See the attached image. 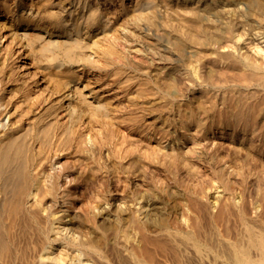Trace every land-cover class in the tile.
Here are the masks:
<instances>
[{
  "label": "bare ground",
  "instance_id": "1",
  "mask_svg": "<svg viewBox=\"0 0 264 264\" xmlns=\"http://www.w3.org/2000/svg\"><path fill=\"white\" fill-rule=\"evenodd\" d=\"M93 1L0 0V45L5 37L22 45L19 50L14 49L12 42L0 48V264H264V210L259 206L258 211L257 202H253L264 191L260 196L254 194L253 200L248 199L242 205L229 194L219 198L222 204L218 208L203 189L193 191L192 186L191 193L182 190L188 197V207L183 206L182 214L190 207L196 216L192 218L190 210L175 221L170 216L174 214L171 209L168 213L171 219L165 215L167 211L163 212L161 201H155L159 199L157 196L153 197L155 200L149 197L151 200L144 201L142 206L137 203L143 208V215L135 208L124 214V208L115 207L107 200L101 204L97 194L96 201L99 198L101 202L95 206L92 202L95 193H91V188L107 176L99 155L113 136L114 125H119L124 132L129 130L134 140L155 150L159 148L158 151H162L163 141L192 143L185 151L187 155L193 153L190 157L197 149L204 148L199 135L214 125L225 124L230 127V136L242 138L237 142L236 151L238 145L239 151L245 150L242 146L253 149L258 146L257 140L264 138V0H135L129 15L134 14L136 20V15L148 14L161 2L183 26L187 22L190 23L187 27L192 24L202 36L205 33L201 28L206 24L209 32V36L197 34L196 39L188 34L191 28L185 35L181 31L186 29H179L178 34L174 32L175 39L168 37L171 40H166L168 45L155 44L160 51L157 57L160 68L158 78L156 74L154 77L157 80L153 81L150 73L133 70L127 64L126 47L119 45L123 42L113 41V31L117 28L108 16L109 10L114 9L111 1L105 0L104 8ZM166 11L168 15L170 12ZM121 12L118 23L126 16V11ZM212 16L228 24H224L225 30H218L220 25L216 27V19L212 18L214 23L211 20L206 23ZM174 27L172 32L178 29ZM21 49H25L23 54ZM129 55L134 59V54ZM134 60L130 61L131 66H135ZM15 66L25 73L16 71ZM81 75H84L83 81ZM95 75L101 76L98 90L90 84ZM182 83L186 90L181 87ZM122 102H127L132 113L114 116L118 112L114 113L116 103ZM87 137L95 138L96 148L87 147L82 139ZM116 146L112 154L117 158L124 150ZM260 146L263 152L257 147L254 150L263 154L264 142ZM244 150L241 149L248 151ZM173 151L185 154L182 147ZM158 155L154 153L153 158ZM131 156L134 158L135 154ZM255 156L253 159H258ZM65 159L69 161L63 162ZM164 159L170 163V158ZM252 161L253 166L255 160ZM151 162L145 164L144 159L141 168L157 171L155 166L149 169L150 164L157 166L156 161V164ZM80 165L86 169L82 170ZM246 167L245 164L243 169ZM175 168L172 169L177 171ZM216 168L212 169L221 187L232 193L231 175L224 179L226 173L222 167ZM238 170L231 172L238 176ZM181 179L182 182L184 178ZM257 179L262 182V178ZM163 185L161 188L167 189ZM161 192L159 195H164L165 191ZM180 195L183 197L182 192ZM260 200L264 206V194Z\"/></svg>",
  "mask_w": 264,
  "mask_h": 264
},
{
  "label": "rangeland",
  "instance_id": "2",
  "mask_svg": "<svg viewBox=\"0 0 264 264\" xmlns=\"http://www.w3.org/2000/svg\"><path fill=\"white\" fill-rule=\"evenodd\" d=\"M93 1V0H92ZM109 1H111V4H112V6H114V9H112V10H109V12H107V13H109L108 14V16L111 18V19H113L114 20V22H115V27L117 28H115L116 29V31H113V32H115V33H118L119 32V34H115L114 33V36H113V41H115V39H116V44L118 43L119 44V42L117 41V39L119 40V41H121V42H123V44L121 43V44H119L120 45V47H122V45H123V47H124V49H125V47H126V49H125V51L128 49V51H124V49L122 48V50L124 51V53H125V56H126V54H127V58L129 59L128 61H127V58H126V61H127V64L130 66V67H132L133 68V70H137V72H140V73H145V74H147V73H150V75H152V77L150 76V75H145V76H147L148 78H149V76H150V78H152L151 80L153 81L154 79L155 80H157V78H158V75H157V72H158V69L160 68V66L157 64V61H158V58L157 57H159L158 55V53L160 52L158 49H159V47H156V45H158V44H164V45H168L169 43H166V40H167V42H171V40H169L168 41V37H170V38H174L173 36L174 35H177L178 34V32H180V30L181 29H186V31H181L184 35H185V33H187V31H189V29H190V32L188 33L189 35H191V37L192 36H195V38L196 39H198V36L200 35L198 32L196 33V31L197 30H195L193 27H192V24H191V27H187L186 25H189L190 23H186V21H184L183 20V22H185L186 23V25L185 26H183V24H182V21H181V23H180V21L178 20V19H176V18H178V17H176V16H174L169 10H168V8H167V11H169V12H167L166 11V9L164 8L165 6L164 5H160L161 4V2H157L158 4H157V8L159 7V5L161 6V9L163 10V11H161V9L159 10V8L157 9L156 7V9L154 10V9H152V10H154V11H152L151 9L149 10V13L146 11V13H148V14H150L151 16L153 15V13L154 14H156V13H158V11H160V13H162V14H160V13H158V14H156V15H153L152 17H149V15L148 14H143V15H136V17H137V20L135 19V15L134 14H132V15H134L133 16V18H132V15H129V14H131V12H132V7H133V5H134V1L135 0H109ZM33 2L34 1H30L29 3L30 4H33ZM94 2V1H93ZM123 2V3H122ZM28 3V4H29ZM97 6H99V7H103V3H105V0L103 1V0H95V2H94ZM162 4H164V3H162ZM121 5V6H120ZM164 6V7H163ZM26 7V6H25ZM105 7V6H104ZM103 7V8H104ZM158 10V11H157ZM121 11H126L125 12V15L127 16H125L124 17V21H122V22H120V23H118V18H120V16H121V14H122V12ZM165 11L167 12V13H169L168 15L165 13ZM119 12V13H118ZM145 13V12H144ZM152 13V14H151ZM166 14V15H165ZM159 15V16H158ZM172 15V16H171ZM129 16V17H128ZM142 16H145V17H143L142 18ZM155 16V17H154ZM162 16V17H161ZM170 16H171V18H170ZM154 17V18H153ZM165 17V18H164ZM167 17V18H166ZM213 17H215V16H212L211 17V19H208V20H206L207 22L206 23H210L211 21H212V23H214L213 22V19H214V21H215V19H216V21L215 22H217V24H216V27L218 26V25H220V26H218L217 28H218V30H220L221 28L223 29V27H227L226 25H228V24H226L225 22L223 23V21H222V19H221V22H220V19H218L219 20V22H218V20H217V18L218 17H216V18H213ZM1 18V17H0ZM139 18V19H138ZM151 18V19H150ZM152 18H153V20H152ZM163 18V19H162ZM169 18V19H168ZM213 18V19H212ZM147 19V20H146ZM157 21H156V20ZM162 21H161V20ZM164 19H167V21L166 20H164ZM170 19H172V21H175V22H172V21H170ZM175 19V20H174ZM168 20H169V22H168ZM209 20H211V21H209ZM151 22V24H150V22ZM156 21V22H155ZM164 21V22H163ZM153 22H155L154 24H152ZM157 23V24H156ZM162 25H161V24ZM164 23V24H163ZM167 23H169V26L170 25H172L171 27L173 28L174 27V25H175V27H174V29H177V30H175V31H173L172 32V28L170 29L169 28V26H168V24ZM180 25H178V24ZM220 23V24H219ZM223 23V24H222ZM224 24H226V25H224ZM165 25H167V26H165ZM177 25H178V27H177ZM215 25V24H214ZM204 26V27H203ZM203 26H202V31H203V33H205L206 35H208L209 36V32H208V30H206L207 29V26H206V24H203ZM161 27H163V28H161ZM166 27V28H165ZM185 27H187V28H185ZM168 28V29H167ZM163 29V30H162ZM180 29V30H179ZM193 29V30H192ZM205 29V30H204ZM167 30H170V31H168V32H165V31H167ZM179 30V31H178ZM223 30H225V29H223ZM176 31H178V32H176ZM206 31L208 32V34L206 33ZM164 32V33H163ZM173 33V34H170V33ZM177 33V34H175V33ZM185 32V33H184ZM191 32H194L193 34H191ZM197 34H198V36H197ZM205 34H202V36L201 37H203V35H205ZM117 37H119V38H117ZM197 36V37H196ZM167 37V39H165ZM201 37H199V38H201ZM6 38V39H5ZM4 38V40H2L3 42H2V45H0V48H2L3 49V47H5V46H7L8 45V43L10 44L11 42H12V46H14V49L16 48V50L18 49H20V46H22V45H20V44H18V45H16L17 44V41L18 40H15L14 42L13 41H11L12 39H8L7 37H5ZM193 38V37H192ZM194 38V39H195ZM3 39V38H2ZM175 39V38H174ZM213 39V38H212ZM210 40L209 39V41H213V40ZM10 40V41H9ZM208 40V39H207ZM164 41V42H163ZM172 42H173V40H172ZM125 44V45H124ZM156 44V45H155ZM171 44V43H170ZM119 45H118V47H119ZM169 46H171V45H169ZM119 47V48H120ZM121 49V48H120ZM25 52V49H21V53L23 54ZM17 53H18V51H17ZM130 55H132V54H134L133 55V57H134V59L135 58H139L138 56H140V60L142 61H140L139 59V61L137 60V59H133L132 58V56H130ZM132 53V54H131ZM136 54V55H135ZM128 55L131 57H128ZM17 56H18V54H17ZM144 56V57H143ZM142 58H145V59H142ZM131 59V60H130ZM157 59V60H156ZM134 60V64H135V66H131L130 65V61H133ZM143 60H145V61H147V62H145V63H143L144 61ZM137 61V62H136ZM136 62V63H135ZM140 63L142 64V65H140ZM178 63H181V62H177L176 64H178ZM137 64V65H136ZM132 65H133V63H132ZM178 65H180V64H178ZM137 66V67H136ZM135 67V68H134ZM18 70V72H20V73H22V74H24L25 73V70L23 69H21V71L18 69V67L17 66H15V70ZM16 70V71H17ZM24 72V73H23ZM155 74L157 75V78H154V77H156L155 76ZM26 75L28 76V74L26 73ZM26 76V77H27ZM95 76H99V75H95ZM95 76H94V80H92V81H90L91 83L90 84H94V85H92L93 87H96L97 88V90H98V88H99V85H100V81H101V76H99V79H95ZM81 79L80 80H82L83 81V77H84V75H81ZM92 78H93V76H91ZM96 78H98V77H96ZM98 80V81H97ZM98 82V83H97ZM97 83V84H96ZM183 86H185V84H183L182 83V85H181V87L183 88V89H185V87H183ZM100 89V88H99ZM186 90V89H185ZM121 104H124V102H122V103H120V105H119V103L117 104L116 103V105H118V106H116L115 108H114V113L116 112V110H118V112H116L115 114L116 115H114V116H121L122 114L123 115H126L127 113V115H129V112H130V114L132 113V108H130V107H128V104H127V102H126V104H124V106H126V108L122 105L121 106ZM115 105V104H114ZM119 106H121V108L119 109ZM118 107V108H117ZM123 107V108H122ZM130 108V109H129ZM128 109H129V111H128ZM126 110V111H125ZM119 113V114H118ZM122 113V114H121ZM125 113V114H124ZM118 114V115H117ZM122 115V116H123ZM115 118V117H114ZM149 120V119H148ZM147 120V121H148ZM149 121H151V120H149ZM149 121H148V123H149ZM225 125V124H224ZM224 125H222L221 127L219 126V127H217L218 125H214V126H212V128L210 129V130H208V131H206V133H204L203 135H199V139L200 140H202V143H203V145H204V148H201V149H197V151H195L194 153H196L194 156H192V157H190L191 155H193V153L191 154V155H187L188 153H186L185 151H187L188 149H187V146H191V144H187V145H185V141L183 140H172V141H163V143H162V151H158L157 149H159V148H157L156 150L160 153V155H158L159 157L157 158V156H156V158H153V156H154V153L155 154H159V153H156L157 151L154 149V148H152V147H150V146H148V145H146V144H144L143 142H141L140 140H134V138H133V136H132V132L130 133L129 132V130H127V131H123V129H121L120 128V126L118 125L117 127L114 125L113 126V128H112V132H113V136L111 137V138H109V142H108V144L101 150V152H100V155H99V160H100V163H101V165L102 166H104V171L106 172V177H104L103 179H102V183H99L96 187H93V188H91L92 189V191H91V193H92V195L94 196V197H92L94 200H92V198H91V200H92V202H93V204L95 205V206H97L98 204H100L99 202H101V204L102 203H104V201L105 200H107L108 202H112V203H114V205H115V207L116 206H121V208L123 209H125V210H123V213L124 214H127L128 212L127 211H131L132 212V209L133 208H135V210H139V212L141 211H143V208L141 209V206L146 202V201H148V200H151L150 198H152L153 199V197L155 196H157L159 199L157 200V198H156V200L155 199H153V200H155V201H161L160 203H161V206H162V208H163V212L165 213V210L167 211V213H165V215L168 217V218H170V216H171V218H172V220H179L180 218H181V214H182V212L184 211V209H183V206H187L188 207V205H187V202H188V200H187V198L188 197H186L187 195L186 194H184L185 192H186V190H187V192H190L191 191V189H192V186L194 187L192 190L194 191V190H196L197 189V191H200L201 189H203L202 191H204L205 192V194H207L208 195V198H210V201L212 202V204L214 205L215 203H217L218 204V208L220 207V205L222 204V203H220V200H219V198L220 199H222V198H226V197H229L228 195L230 194V196L231 195H233V198L235 199H237L238 201H239V203L242 205V204H244L245 202L246 203H248L249 202V200L251 201V200H253L256 196L255 195H257V196H260L259 194H260V192H263L264 191V188H262V187H260V186H263L264 187V182H263V180H264V169H263V167H264V165H262V163L264 164V153L262 154V150L260 149V144L261 145H263V142H264V140H262V139H264V138H260V140L258 139L257 141L259 142L260 141V143L258 144V146H255V148L257 147L260 151H262L261 153L259 152V150L257 149V150H254L253 149V147L251 148V147H249V146H242V147H244L245 148V150L243 149V148H240V151H239V147H240V145H238L239 147L237 148V151H236V147H237V142L239 141V140H241V139H239V137L240 136H238L237 135V137H236V135H234V136H230L228 133H230V131H229V129H230V127L229 126H224ZM119 127V128H118ZM222 127H224L223 129H221ZM226 127V128H225ZM229 127V128H228ZM87 125H86V127H85V130H87ZM118 128V129H117ZM114 129H117V130H114ZM121 129V130H120ZM114 130V131H113ZM219 130V131H218ZM225 132H224V131ZM98 130L96 129V132H97ZM96 132H94V134L96 133ZM127 132V133H126ZM98 133V132H97ZM128 133H129V135H128ZM221 133H225V134H221ZM229 136H228V135ZM227 135V136H226ZM132 136V138H130V137ZM88 137H91L90 135H88ZM82 138L83 140H84V142H85V144H87V147L88 148H91V149H93V148H96V146H97V143H96V141H95V138ZM129 137V138H128ZM144 137H146V136H144ZM233 137V138H232ZM147 138V137H146ZM149 138V137H148ZM235 138V139H234ZM108 139V138H107ZM236 141V142H235ZM261 141H262V143H261ZM189 143V142H188ZM235 143H236V146H235ZM96 144V145H95ZM231 144H232V146H231ZM116 145H119L118 147H121L123 150H124V152L123 151H120V153H118V156H117V158H116V156H114L113 154H112V151L115 149V148H117V146ZM235 146V147H234ZM170 147V148H169ZM180 147H182L183 149H184V153L185 154H183V155H181V154H179V152H177V150H179L180 149ZM232 147V148H231ZM235 148V151L233 150L234 148ZM250 148H251V151H250ZM173 149H174V151H176L177 153H178V155H176V156H179V157H177L176 158V156H175V154H177V153H172V151H173ZM241 149L242 150H244V151H246V149L248 150V151H246V153L245 152H243V151H241ZM255 151V153H254V151ZM153 150H155L154 152H152ZM173 151V152H174ZM259 153H258V152ZM161 152H162V154H163V152L165 153V155H163L162 156V154H161ZM238 152H239V154H238ZM250 152V153H249ZM130 153V154H129ZM131 153L133 154L132 156H131ZM167 153V154H166ZM171 153V155H169V154ZM247 153H249V155L247 154ZM119 154H121L120 156H119ZM134 154H135V156L137 157H135L134 156ZM202 154H204L205 155V158H204V155H202ZM236 154V155H235ZM238 154V155H237ZM247 154V157L245 156ZM262 154V155H261ZM168 155H169V157H168ZM185 155H187V156H185ZM208 155V156H207ZM215 155V156H214ZM235 155V156H234ZM250 155H252L251 156V158H249V156ZM256 155V156H255ZM261 157H259V156ZM130 156L131 157H133L134 156V158H130ZM166 156V157H165ZM171 156H173L172 158H171ZM174 156H175V158H174ZM213 156H214V159H213V161L215 160L216 161V159H217V161L215 162L214 161V163H213V161H212V159H211V157L213 158ZM254 156H255V158H258V159H253L254 158ZM118 157H119V160L120 161H118ZM143 158V161H142V158ZM155 157V156H154ZM160 157H161V161H162V159L164 160L163 162H159L158 160L160 159ZM163 157V158H162ZM182 158V161H180L179 159H181ZM207 157V158H206ZM233 157V158H232ZM234 157H235V159H234ZM239 157H240V159H239ZM243 157H244V160H243ZM246 157V158H245ZM141 158V161L142 162H144V159H145V164H146V162H149V161H154V163H155V161H156V163H157V166L156 165H154V164H150V166L151 167H149V169L150 168H154V166L155 167H158V168H156V169H154V170H157V171H154L153 172V170H151V171H149L148 169H146V168H144L143 169V167L141 168V165L143 164L139 159ZM146 158L147 159H149V161H147L146 160ZM164 158H170V163H168L169 162V159L167 160V159H164ZM179 158V159H178ZM205 160H204V159ZM238 158V159H237ZM242 158V159H241ZM131 159H133V160H131ZM151 159V160H150ZM176 159V161H175V163H176V165L177 166H175V163L173 164V163H171V161L173 160H175ZM207 159V160H206ZM209 159V160H208ZM211 159V160H210ZM236 159H237V161H236ZM261 159V160H260ZM115 160H117V161H115ZM134 160H135V162H134ZM141 162V164L139 163V161ZM165 160H167V161H165ZM219 160V161H218ZM238 160H240V163L242 164H240V163H238L239 161ZM247 160H249V161H247ZM258 161L257 163H255V161H254V163H253V166H252V163H251V161ZM69 161V160H68ZM66 159L65 160H63V162H68ZM114 161H115V164L117 163V162H119V164L121 165H119L118 163L115 165L114 164ZM133 161V162H132ZM137 161V162H136ZM158 161V162H157ZM211 161H212V164H211ZM236 162V164H238V166L239 167H237V165L236 164H232V162ZM252 161V162H253ZM151 162V163H152ZM165 162V163H164ZM207 162V163H206ZM220 162H222L223 163V165H224V167H223V165L222 164H220ZM243 162L246 164V166L249 168L250 166L249 165H251V168H247L246 167V170L245 169H243L244 168V165H243ZM247 162H250V163H247ZM131 163H134V164H131ZM138 165L136 168H134L135 166H136V164ZM139 163V164H138ZM155 163V164H156ZM160 163V164H159ZM161 163H163L164 165H165V169H164V165H161ZM168 163V164H167ZM209 163H210V165L212 166V168L215 170V168L216 169H218L219 167L222 169V171H224L225 173H226V177H224V179L226 178H229L230 177V175H231V177H230V183L231 184H229V181H226L225 180V182H227V185L229 184L230 186L231 185H233V186H231V190H232V193L231 192H226V189H224L223 187H221V185H220V183L221 182H218L219 180H217L216 179V174L213 172V169L212 168H210V165H209ZM219 163V164H218ZM261 163V164H260ZM131 164V165H130ZM159 164V165H158ZM166 164H167V166H166ZM170 164H172V165H174V166H172V165H170ZM206 164H208V165H206ZM216 164H218V165H216ZM240 164V165H239ZM120 167H119V166ZM216 165V166H215ZM222 165V166H221ZM235 165V166H234ZM261 165V166H260ZM134 166V167H133ZM140 166V167H139ZM153 166V167H152ZM160 166H163V168L162 167H160ZM170 166V167H169ZM219 166V167H218ZM226 166V167H225ZM240 166H243V167H240ZM254 166H256V167H254ZM159 167L161 168V169H163V170H160L159 169ZM168 167V168H167ZM177 168V171L178 172H180V173H178L176 170L174 171V169H172V168ZM254 169H253V168ZM261 167H262V169H261ZM80 168L82 169V170H84V169H86V167L84 166V165H80ZM133 169V171L132 170H130V169ZM139 168V169H138ZM175 168V169H176ZM224 168V169H223ZM231 168H233V170H235L234 172H236V170H237V168H239V170L237 171V173H238V176H243L242 178L241 177H238L237 176V174L235 173H233V172H231V171H233ZM258 168V169H257ZM135 169V170H134ZM143 169V170H142ZM212 169V170H211ZM220 169V170H221ZM229 170L230 171V174H229V171H227V170ZM231 169V170H230ZM242 171H244L245 170V172H242ZM253 171H252V170ZM259 169H261V170H259ZM146 170H148V171H146ZM158 170H160V171H158ZM166 170V171H165ZM170 170V171H169ZM173 170V171H172ZM254 170H256V171H254ZM142 171V172H141ZM167 171H169V172H171V173H175V175L176 176H174V173L173 174H170V173H168ZM186 172V173H184V172ZM261 171H263L262 173H260ZM145 174H144V173ZM146 172H148V173H146ZM151 174H150V173ZM159 172V173H158ZM168 173L169 175H167L166 173ZM228 172V173H227ZM239 172L241 173H244V175H246L247 173V175L246 176H244L242 173V175H239ZM250 172V173H249ZM256 172H257V174H256ZM144 175H143V174ZM161 173H164V175L163 174H161ZM146 174H149V175H146ZM167 176H166V175ZM182 174V175H181ZM183 174H184V176H183ZM250 174V175H249ZM251 174L252 175H254V176H251ZM181 175V176H180ZM233 175H236L237 177H235V176H233ZM249 175V176H248ZM143 176V177H142ZM151 177V178H148V177ZM164 176H166V177H164ZM171 176H173L172 178H173V182H172V180H170L169 178H171ZM177 176H179V177H177ZM183 176V177H182ZM247 176H248V179H247ZM169 177V178H168ZM245 177H246V179H245ZM253 177V178H252ZM262 178L261 180H262V182L259 180V179H257V178ZM143 178H144V180H143ZM171 178V179H172ZM178 179V181H180L179 179H181V178H184L183 179V181L181 182L180 181V183L179 182H176L177 180L176 179ZM234 178H240V179H234ZM243 178L245 179L244 180V182H242V180H243ZM145 179L146 180H148V179H150L148 182H146L145 181ZM186 179V182H184V180ZM233 179V180H232ZM242 179V180H241ZM251 179V180H250ZM253 179V180H252ZM254 179H256L255 181H254ZM182 180V179H181ZM240 180V181H239ZM250 180V181H249ZM257 180L259 181V182H257ZM143 181V182H142ZM172 183H171V182ZM190 181V182H189ZM234 181H237V183L235 182L234 183ZM246 181H247V184H246ZM253 183H252V182ZM170 182V183H169ZM174 182H176L177 184H181L180 186L179 185H174L173 186V183ZM183 182H184V184H183ZM250 182V183H249ZM189 183H191V184H189ZM233 183V184H232ZM256 183V184H255ZM259 183V185H257ZM263 183V184H262ZM102 184V185H101ZM163 184H166V187L165 188H167V189H162V188H164L163 186H165V185H163ZM168 184V185H167ZM170 184H172L171 186H170ZM187 184H189V186L187 185ZM249 184V185H248ZM255 186H254V185ZM262 184V185H261ZM162 185V186H161ZM186 187H189V189H187V187L184 189V186ZM228 185V186H229ZM247 185H248V187H247ZM253 185V186H252ZM156 186V187H155ZM159 188H158V187ZM260 188V190L258 189V187ZM162 187V188H161ZM171 187V188H170ZM175 187H178V189L177 188H175ZM183 189H182V188ZM191 187V188H190ZM233 187H235L234 189H233ZM244 189H243V188ZM247 187V188H246ZM255 187H257V189L259 190V191H257V189L255 188ZM158 189V191H160L159 189L161 188L162 189V192L163 191H165V193H163L164 195H166V196H164V195H162V194H160L159 195V193L161 192H158V191H156V190H154V191H156V192H154L153 191V189ZM179 188H181V189H179ZM196 188V189H195ZM254 188H255V190H254ZM200 189V190H199ZM243 189V190H242ZM263 189V190H262ZM167 190V191H166ZM185 190V192L183 193V191ZM189 190V191H188ZM225 190V191H224ZM262 190V191H261ZM182 192V195H183V197H184V195H185V199L187 200V201H185V199L180 195V192ZM243 191V192H242ZM253 191V192H252ZM153 192V193H152ZM161 192V193H162ZM217 192V193H216ZM219 192V193H218ZM257 192V193H256ZM259 192V193H258ZM153 194V196L152 195H150V194ZM156 193V194H155ZM167 193V194H166ZM191 193V192H190ZM244 193V194H243ZM246 193V194H245ZM96 194L99 196V198H101V199H99V198H97V201H96ZM155 194V195H154ZM255 194V195H254ZM263 194L264 193H262L261 194V196L260 197H257V198H255V200L256 201H253V202H257V203H255V205L257 204L258 205V208H257V206H256V208H257V210L258 211H260L259 210V206H261V211H263L264 209V206L263 205H260V198H262V196H263ZM91 195V196H92ZM146 195H147V197L148 198H146ZM162 198H160L159 196ZM245 195H246V197H245ZM254 195V196H253ZM101 196H103V198L101 197ZM162 196H164V197H162ZM235 196V197H234ZM242 196H243V198H242ZM107 198V199H105V198ZM150 197V198H149ZM182 197V198H181ZM218 197V198H217ZM248 197H250V198H248ZM252 197H253V199H252ZM247 198V199H246ZM259 198V199H258ZM104 199V200H103ZM146 199V200H145ZM181 199H184L183 201H185L184 203H183V201L181 200ZM244 201H243V200ZM249 199V200H248ZM91 200H89V203L91 204L92 202H90ZM101 200V201H100ZM164 200V201H163ZM225 200V199H224ZM237 200H236V202H237ZM240 200H241V202H240ZM246 200V201H245ZM94 201H96L95 203H94ZM145 201V202H144ZM258 201H259V203H258ZM106 202V201H105ZM162 202H164V203H162ZM167 202V203H166ZM137 203H142L141 204V206L139 205V204H137ZM184 205H183V204ZM91 205V206H94V205ZM217 204H215L216 206H217ZM137 205H139V206H137ZM165 205V206H164ZM167 205V206H166ZM180 205V206H179ZM94 206V207H95ZM165 208H164V207ZM171 206V207H170ZM138 207V208H137ZM168 207V208H167ZM182 207V208H181ZM82 208H83V206H82ZM84 208H85V206H84ZM83 208V209H84ZM168 210H167V209ZM82 209V212H85V209L83 210ZM141 209V210H140ZM165 209V210H164ZM170 209H171V213H173L174 212V214H170V216H169V214L168 213H170ZM187 209V208H186ZM189 210H186L184 213H186L187 214V212L188 211H190L191 210V208L189 207L188 208ZM134 211V210H133ZM127 212V213H126ZM140 212V213H141ZM144 212V211H143ZM142 212V214L143 215H145L144 213ZM194 211H190L189 213H192V214H189L192 218L193 217H195L196 216V214L195 213H193ZM176 213V214H175ZM183 213V214H184ZM182 214V215H183ZM195 214V215H194ZM177 216V217H176ZM148 217V216H147ZM147 217H146V219H147ZM170 218V219H171ZM175 218V219H174ZM179 218V219H178ZM149 220V219H148ZM116 222V221H115ZM115 222H114V224H115Z\"/></svg>",
  "mask_w": 264,
  "mask_h": 264
}]
</instances>
